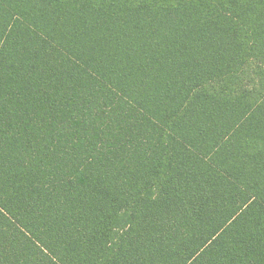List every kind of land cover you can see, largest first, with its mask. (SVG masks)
<instances>
[{"label": "trees", "instance_id": "trees-1", "mask_svg": "<svg viewBox=\"0 0 264 264\" xmlns=\"http://www.w3.org/2000/svg\"><path fill=\"white\" fill-rule=\"evenodd\" d=\"M0 264H264V0H0Z\"/></svg>", "mask_w": 264, "mask_h": 264}]
</instances>
